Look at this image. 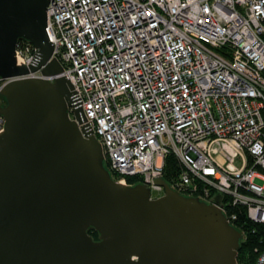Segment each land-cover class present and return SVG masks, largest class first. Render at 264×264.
Returning <instances> with one entry per match:
<instances>
[{
	"label": "built area",
	"instance_id": "built-area-1",
	"mask_svg": "<svg viewBox=\"0 0 264 264\" xmlns=\"http://www.w3.org/2000/svg\"><path fill=\"white\" fill-rule=\"evenodd\" d=\"M46 32L117 183L162 194L171 153L177 192L264 223V0H49Z\"/></svg>",
	"mask_w": 264,
	"mask_h": 264
},
{
	"label": "water",
	"instance_id": "water-1",
	"mask_svg": "<svg viewBox=\"0 0 264 264\" xmlns=\"http://www.w3.org/2000/svg\"><path fill=\"white\" fill-rule=\"evenodd\" d=\"M48 3L0 0V264H238L243 234L217 206L162 177L155 198L113 179L52 58ZM19 41L36 49L28 65Z\"/></svg>",
	"mask_w": 264,
	"mask_h": 264
},
{
	"label": "trees",
	"instance_id": "trees-1",
	"mask_svg": "<svg viewBox=\"0 0 264 264\" xmlns=\"http://www.w3.org/2000/svg\"><path fill=\"white\" fill-rule=\"evenodd\" d=\"M26 43L19 41L18 45ZM182 167L179 160L173 154H168L164 160L163 180L173 186L181 173ZM137 178H128V183L137 184ZM227 215L234 214L236 219L233 226L243 234V239L237 255L238 264H255L259 254L264 250V223L254 222L246 216L245 206L241 204H230ZM88 233L94 240H98V233L90 229Z\"/></svg>",
	"mask_w": 264,
	"mask_h": 264
},
{
	"label": "rangeland",
	"instance_id": "rangeland-1",
	"mask_svg": "<svg viewBox=\"0 0 264 264\" xmlns=\"http://www.w3.org/2000/svg\"><path fill=\"white\" fill-rule=\"evenodd\" d=\"M71 116L73 117V114H71ZM163 194V193H162ZM162 194H156V193H152L151 194V196L153 197V198H155V197H158V196H160V195H162Z\"/></svg>",
	"mask_w": 264,
	"mask_h": 264
},
{
	"label": "flooded vegetation",
	"instance_id": "flooded-vegetation-1",
	"mask_svg": "<svg viewBox=\"0 0 264 264\" xmlns=\"http://www.w3.org/2000/svg\"><path fill=\"white\" fill-rule=\"evenodd\" d=\"M161 196V195H160Z\"/></svg>",
	"mask_w": 264,
	"mask_h": 264
}]
</instances>
